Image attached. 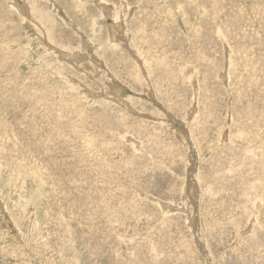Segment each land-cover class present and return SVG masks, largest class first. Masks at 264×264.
<instances>
[{
    "label": "rangeland",
    "instance_id": "obj_1",
    "mask_svg": "<svg viewBox=\"0 0 264 264\" xmlns=\"http://www.w3.org/2000/svg\"><path fill=\"white\" fill-rule=\"evenodd\" d=\"M0 264H264V0H0Z\"/></svg>",
    "mask_w": 264,
    "mask_h": 264
},
{
    "label": "bare ground",
    "instance_id": "obj_2",
    "mask_svg": "<svg viewBox=\"0 0 264 264\" xmlns=\"http://www.w3.org/2000/svg\"><path fill=\"white\" fill-rule=\"evenodd\" d=\"M86 40V39H85ZM84 42V41H83ZM79 60V59H78ZM77 68V67H76Z\"/></svg>",
    "mask_w": 264,
    "mask_h": 264
}]
</instances>
